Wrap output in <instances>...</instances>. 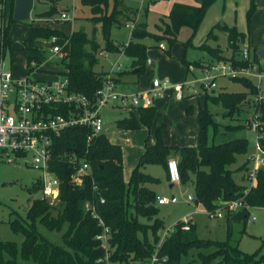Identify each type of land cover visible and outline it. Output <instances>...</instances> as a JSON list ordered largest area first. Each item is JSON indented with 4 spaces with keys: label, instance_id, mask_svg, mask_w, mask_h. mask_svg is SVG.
Masks as SVG:
<instances>
[{
    "label": "trees",
    "instance_id": "1",
    "mask_svg": "<svg viewBox=\"0 0 264 264\" xmlns=\"http://www.w3.org/2000/svg\"><path fill=\"white\" fill-rule=\"evenodd\" d=\"M37 1L53 4L51 9L38 14L39 17L57 13L58 10L55 8L57 0ZM214 1L204 0L196 7L175 5L161 36H154L147 31L144 21L138 22L132 30L133 39L125 49L126 55L132 58V67L140 68V75L146 70L149 61L148 46L142 42L146 37L155 38L158 45L165 41L166 54L172 56V48L178 42L180 29L188 26L192 29V37L186 44H190ZM81 2L91 9L88 20L97 26L94 29L95 33L100 26L103 42L98 41L95 34L90 35L82 29L66 35L57 29L31 24L23 44L24 49L30 54L29 61L37 59L40 62L46 55L45 47L50 45L49 39L57 36L59 43L62 44L69 40L67 47L70 53L69 59L64 63L69 68L71 87L74 91L93 98L106 75L95 70L101 51L120 50L112 39L111 32L113 26L121 24L120 18L123 17L125 0H81ZM256 8L252 0L247 15L249 21ZM8 16L6 46H10L11 42L8 33L14 20L12 4ZM216 28L228 32L229 46L235 53L231 58H226L220 49L203 45L217 61H229L233 65L241 64L242 67H249L250 64L258 62L256 53L254 59L249 61H240L236 56L240 50V41L244 37L236 27L217 23L209 35L213 34ZM182 63L187 64L185 59ZM232 80L244 84L249 91L206 93L204 103L199 101L197 114L199 133L196 146L167 145L163 138L164 127H158L156 143L150 145L148 139L146 140L145 150L128 183L124 180L121 145L113 143L105 133L88 141L90 129L85 126H74L63 130L55 137V156L75 152L81 161H86L98 186L97 195H94L90 177L85 178V187L74 185L71 178L76 167L66 159L53 161L51 169L61 182L60 201L57 205H52L47 200L34 198L30 201L31 205L24 217L9 221L13 232L21 234L23 240L20 243L0 240V264H111L112 262L150 264L155 247L161 239L159 232L164 228V222L157 217L160 211L157 204L158 194L149 186L160 183V179L147 174L144 168L147 165L157 164L168 171V161L172 156L178 160L181 184L192 187L196 196L194 202L202 204L207 210H215L221 200L240 197H244V202L251 208L264 207V169L258 170L257 184L247 188L235 181L234 170L228 168L236 162L238 154L248 152L249 141L244 138L223 143L211 140V130L215 136L220 124L215 120L208 103L222 105L227 109L229 116H232L241 112L242 104L248 95H256L259 91L251 77H238ZM256 107L260 114L259 132L262 134L260 143L264 150V102ZM191 109H188L189 113ZM156 114V106L140 107L136 112L130 111L128 115L118 118L116 126L126 130L139 129L141 126L151 129ZM242 169L246 167L241 166L237 170ZM39 189L40 184L35 183L30 191ZM100 198H103L104 202H101ZM90 200L96 201L99 214L111 230L109 262L104 260L106 250L100 247L96 239L103 228L99 225L98 219L85 209L86 202ZM251 208L245 207L239 211L227 210L226 240L201 239L195 232L196 225L191 221L188 230L183 228L184 221L178 222L175 232L164 238L161 243L160 255L168 258L161 264H264V253H246L230 239L233 224L248 222ZM141 219H146L147 222ZM40 226L49 231L62 232L63 244L50 240L41 232Z\"/></svg>",
    "mask_w": 264,
    "mask_h": 264
},
{
    "label": "built area",
    "instance_id": "2",
    "mask_svg": "<svg viewBox=\"0 0 264 264\" xmlns=\"http://www.w3.org/2000/svg\"><path fill=\"white\" fill-rule=\"evenodd\" d=\"M10 0H0V166L17 165L27 167L39 172L36 183L40 184L39 198L57 205L60 201L61 182L55 172L52 171L51 163L56 159H66L68 163L76 167L71 182L74 185L82 186L86 177H90L97 195L98 186L86 161H81L75 152H66L63 155L54 154L55 137L63 130L74 126H85L90 129L88 141L104 133L105 111L114 109L118 112H128L140 107L155 106L156 100L160 98H171L175 101L183 100L189 92H211L217 87V78L228 76L230 78L255 77L258 80V93L253 100V111L248 117L247 123L252 131L256 133L255 150L249 156L254 162L248 170V177L254 183L257 180L259 165H264V150L260 143L262 134L259 132L261 125L260 114L257 111L258 105L264 102V90L261 86V79L264 76L257 64H250L249 67L233 65L229 61H216L205 63L199 73L203 78L194 80L171 82L169 79L155 78L149 89L135 92H124L118 87V73L123 71L124 65L116 60L104 77L93 98L82 92L74 91L71 87V80L68 75L69 68L65 61L69 59V40L63 44L59 43L58 37L49 39V59H56L58 67H53L52 77L49 79H37L32 77L42 70L37 59L28 61L26 71L28 75L24 78L14 76L10 62L6 56L5 32L7 26V14ZM75 18L74 11L62 12L61 21H72ZM130 28L135 24L128 23ZM128 44L120 46V51L125 53ZM164 43L160 46L163 48ZM107 50L101 51L100 55L107 57ZM240 61L251 60L250 45L245 42L239 51ZM196 83L200 89H196ZM187 91L185 93V87ZM56 157V158H55ZM168 173L170 181L176 184L181 183L178 160L174 157L168 161ZM253 186V184H252ZM251 186V187H252ZM36 197V198H38ZM104 202L103 198H100ZM177 196H157V204L163 205L170 202H178ZM245 207L251 208L244 202V197L232 200H221L215 210H206L210 218H224L225 210L239 211ZM85 209L98 219L102 232L96 236L100 247L106 250L105 261L109 262V239L110 228L105 224L97 210V203L94 200L87 201ZM256 217L252 218L254 221ZM183 228L190 229L189 218L183 220ZM176 228L165 232L160 231L161 239L151 257L150 264H161L167 261L166 256L160 255V246L164 238L175 232Z\"/></svg>",
    "mask_w": 264,
    "mask_h": 264
},
{
    "label": "crops",
    "instance_id": "3",
    "mask_svg": "<svg viewBox=\"0 0 264 264\" xmlns=\"http://www.w3.org/2000/svg\"><path fill=\"white\" fill-rule=\"evenodd\" d=\"M15 1L16 0H10V6L12 4L13 18H14ZM62 1L67 5L64 9H62V12L74 11L75 14L74 20H75L77 18L78 0H73V2H71L72 4L70 3L71 0H57L56 2L58 3L55 6L57 10L59 9L58 7L59 3ZM136 1L138 5H131V6H133L134 8H138L139 10H142V15L144 17L142 21L146 23L147 31H149L150 33L153 32L155 33L157 31V25L161 21H164V23L169 22L168 17L175 5L179 4V5L196 7V6H200V4L204 0H136ZM251 3L252 0H215L214 3L207 10L205 17L190 44L187 45L186 42L192 37V29L188 26H184L180 29L178 34V42L172 48V56H168L166 54L167 47L161 48L160 46H158V42L155 41L153 37L150 36L146 37L145 39L142 40V42L148 46V56H149V61L145 71L149 69H154L155 67H157V64L159 63L161 64V71H163L162 72L163 75L160 77L163 79H168L169 77L174 82H182L187 80L188 77H196L198 71H197V67L194 66L197 63L212 62L216 60V58L212 55V53H210L206 48H204L203 45H208L209 47L220 49L223 56H225L226 58H231L232 56L235 55V53L233 49L229 46L228 32L220 28H216L213 34L209 35L211 29H213V27L217 23H222L228 25L229 27H236L239 32L243 33L244 37L240 43V48L245 42H247L250 45L251 57H252L251 59L252 60L254 59L255 53L258 55L259 60L258 62H256V64L259 66L260 70L262 69L261 71L264 74V52H261L262 50H264V0H254V3L256 4L257 8L253 12L249 21L247 15L251 7ZM38 4L47 6L46 9L41 11L40 13L48 11L49 9H51L53 5L47 1L39 2L37 0H34V7L31 11L30 18L28 20H16L14 18V20L18 22L28 21L30 25L32 24L37 27H48L51 29H57L62 31L66 35H71L73 31L76 30L75 28L76 21L74 20L61 21L59 19V16L61 14L60 15L54 14L56 18L39 17L38 13H36L35 10ZM134 19L136 20L135 17ZM32 20L33 22L35 20H38L41 23L40 24L33 22L31 23ZM133 21L134 20L132 19V22ZM134 22L136 26L137 23L136 21ZM128 23H129L128 20L124 23V25L127 28L129 27ZM69 25H71L70 29H68ZM80 27L82 26L80 25ZM132 30L130 29V37L127 41L118 43V41L114 39L113 40L115 41V43H117L119 47L122 46L123 44H129V42L133 39ZM200 30L204 33V36L200 40H197L196 36L198 35V32H200ZM222 38L223 39L227 38V44L225 45V47H223V44L221 43ZM147 40L150 41L145 42ZM111 54H113L115 57L110 58ZM49 56H50V52L48 51L46 55L42 57L41 61L39 62L41 64L42 70L38 73V76L42 79L51 78L52 68L59 66L58 60L49 59L48 58ZM236 56L239 58V53H237ZM124 57L129 61H127L126 59L124 60ZM101 59L102 60L104 59V61L106 60L109 63V66L107 68H105L106 64ZM118 59L124 65V69L122 73L120 72L118 73L119 89L124 92H135L141 89L140 85L142 82V75L145 72L141 75L139 74V72H135L134 70L136 68L132 67V58L127 56L126 53H122L120 50L116 52H109L107 57L100 55L99 62L97 65H101L102 68L105 69H102L101 71L96 69L95 70L97 72H101L105 74L108 71H110L112 64ZM183 59H185L187 64L182 63ZM12 66L13 64L10 63V67ZM46 67H52V68L48 69ZM252 78L255 81V83L258 84V80L255 77ZM218 83L219 82L217 81V84ZM146 85H147L146 88L149 89L152 85V82L151 83L149 82V84ZM261 86L262 89L264 90V76L261 79ZM217 87L213 89L212 92L223 91V90H218ZM245 88L246 89L244 91H240V92L249 91L247 87ZM230 92H234V91H230ZM187 93L188 95L181 101H175L171 98L157 99L155 104V106L157 107V114L155 116V122L153 123L151 129H148L145 126H141V128L139 129L126 130V129L118 128L115 123L116 130L113 131L112 135L113 136L116 135V137L115 138L113 137L114 139H112L110 137L111 132H109L111 127L109 126L107 128V125L110 122L105 118L106 124H105L104 133L113 143L121 145L123 149L124 180L126 183L129 182L131 178V174L145 150L146 140L148 139L150 145H154L156 143L157 140L156 130L158 127L160 126L165 127L163 128V138L167 145L185 147V146H196L198 144L199 125L197 123V114L199 111V101L204 103L205 100L203 99V97L205 98L206 93L202 92L203 96L200 94L201 92L197 94H192L189 92ZM254 97L255 95H248L242 104L243 106L242 115L245 119H247L248 116H250L251 112L253 111ZM213 106L215 107L216 105L211 104L210 108L212 109ZM189 108H192L190 113L188 112ZM133 111L136 112V110ZM107 113L112 117L111 120L115 119V122L119 118L120 116L119 114H121L117 110L110 108L105 111V115H107ZM128 114L129 113H127L126 115ZM215 120L219 122L217 116L215 117ZM175 121H177L179 124L177 125ZM246 128L250 129L248 125L247 127H244V125L240 126L237 129L227 128L226 130H224L223 128L221 129V131L218 130L215 136L213 134V131L211 130V140H214L216 143H223L233 139L244 138L249 141V145H250L251 137L248 135V131ZM254 139L256 144L257 137L255 136ZM132 149H136V154L133 157V159L130 161V159L128 160L127 154L131 158ZM252 152H254V149H252L249 146V150L247 153L238 154L236 158V162L228 166L230 170H234L233 177L235 181L239 185L245 186L247 188H250L252 184L253 186L257 184V180L254 183H252V181L248 177V170L252 166H254V162H252L249 159V156ZM153 165L155 164L147 165L144 168V171L147 174L159 178L160 182H162L161 179L162 176L159 177L158 175L160 174H157V176L156 174H154L155 172H157V169H153ZM241 166H245L247 170L246 169L237 170ZM262 167H264V165H259V168ZM126 170L127 171L130 170L129 178H126ZM164 178L167 180V183H169L168 186L170 190H172L176 186H179L180 189L185 190L184 193H186L187 196L185 199L186 202L195 203L190 199L191 193L194 192L192 187L183 186L181 183L176 184L171 182L169 178V173L165 168H164ZM248 184L249 185L251 184L250 187H248ZM149 186L153 188L157 192V194L159 193L158 190L155 189L154 184H150ZM164 194H165L164 192L161 193V195ZM174 195L175 194H172L170 196H174ZM165 196H169V195H165ZM200 205L203 206L202 204ZM158 207L160 209V205H158ZM202 209L204 211L201 213L206 214L207 209L204 206L202 207ZM196 212L200 213L198 210ZM141 220L147 222L146 219H141ZM191 222L194 224L193 221Z\"/></svg>",
    "mask_w": 264,
    "mask_h": 264
},
{
    "label": "rangeland",
    "instance_id": "4",
    "mask_svg": "<svg viewBox=\"0 0 264 264\" xmlns=\"http://www.w3.org/2000/svg\"><path fill=\"white\" fill-rule=\"evenodd\" d=\"M71 2H73V0H71L70 3ZM57 3L58 2H56V5ZM77 4H78L77 18L74 20L76 21L75 24L76 30L82 29L88 32L90 35L95 34L97 40L103 42L104 40L102 38L100 26H98V30L95 33L94 29L97 26H95L92 22L88 20V17L91 16V9L88 6L83 5L81 0H78ZM9 5L10 4L8 3V7ZM131 5H138V3L136 0H125V6L123 7L124 8L123 17L120 18L121 24H117L112 28V32H111L112 39L118 41V43L127 41L130 37V29L132 30L135 28V26H133V28H129V27L127 28L124 25V23L127 20L131 24L132 19L136 21V23L144 19L142 15V10H139L138 8H134ZM66 6L67 5L63 1L60 2L58 5L59 9L55 14L60 15L62 9H64ZM46 7H47L46 5L38 4L35 9L36 13L40 14V12L45 10ZM46 17L56 18L55 15H50ZM134 17L136 18V20L134 19ZM7 22H9V16L7 17ZM32 22L33 20L31 21V23ZM33 23L40 24L41 22L35 20ZM165 24L166 23H164V21H161L157 25V31L151 34L154 36L155 35L161 36L165 31ZM80 25L82 27H80ZM29 27H30V23H28V21L18 22L13 20V22L10 25V30L8 33L11 42H10V46L7 45L6 56L9 62L13 64L11 69L13 70L14 76L17 78H24L28 75L26 71V67L28 64L30 54L24 49L23 40ZM70 28L71 25L68 26V29ZM203 36L204 33L200 30V32H198V35L196 36V39L200 40ZM148 41L150 40H147L145 42ZM161 43L165 44L163 48L167 47L166 45L167 43L165 41L160 42V44ZM221 43L223 44V47H225V45L227 44V38L224 39L222 38ZM160 44L158 46H160ZM49 48L50 47H45L46 53L48 51L50 52ZM113 57L115 56L111 54L110 58ZM125 59L126 58L124 57V60ZM126 60L129 61L128 59ZM102 61H104V59ZM216 61L217 60H214L212 62H216ZM104 62L106 64L105 68H107L109 66V63L106 60ZM205 63H210V62H200L194 66L197 67L198 73L196 77H188V81L194 80L196 78H203V75L199 73V70L203 68ZM237 66H242V65L237 64ZM46 68L51 69L52 67H46ZM105 68H102L101 65L95 66V69L99 71ZM162 72L163 71H161V64L159 63L157 64V67H155L154 69H149L145 71V73L142 75V82L140 85L141 89L139 90L140 91L146 90L147 89L146 84H149V82L151 83L152 80L155 78L163 79L160 77L163 75ZM38 73H35L32 77L37 79H42L38 76ZM168 79L171 82L175 83L171 78L168 77ZM217 81L219 82L218 83L219 85L217 84L218 90L240 92L246 89L245 88L246 86L245 87L243 86L244 84L242 85L241 83L234 82L232 78L228 76L218 77ZM196 89L201 90L200 84L196 83ZM186 91H187V86L185 87V93ZM200 94L203 96L202 91ZM203 99L205 100L204 97ZM211 104L213 103L211 102L208 103L209 108ZM213 105L216 106L215 107L213 106L212 109L210 108V110L214 114V116L215 117L217 116L218 118L219 121L218 123L220 124L218 130L221 131V129L223 128L224 130H226L227 127H234L235 129H237L243 125L244 127H247L248 118L245 119L243 117L242 110L239 113H235L234 115L229 116L226 108L217 104H213ZM120 113H121L119 114L120 116L118 115L119 118L125 116L129 112H120ZM105 118L110 122L107 125V128L109 126L111 127L109 131L111 132L110 137L114 139L116 135L113 136L112 134L113 131L116 130L115 119L111 120L112 117L108 113L107 115H105ZM175 122L177 125L179 124L177 121ZM246 129L248 131V135L251 137L250 147L255 150L254 138L256 136V133L248 128ZM131 151H132L131 158L127 154L128 160L130 159V161L135 156L136 149H132ZM153 169H157V172L154 173L156 174V176L157 174H160L158 175L159 177L162 176L161 177L162 182H160L159 184H154L155 189H157L159 192L158 195H161V193L164 192L165 193L164 195L170 196L172 194H175V196L179 198V201L176 203L171 202L166 205H160V211L157 217L164 222V228H162L161 231L165 232L169 229H174L176 228V224L178 222L185 220V218H189V222L193 221L194 224H196L195 232L199 238L204 240L227 239L228 237V233L226 230L227 219H225L227 212L226 210L224 211L225 212L224 218H210L208 215L201 213L204 211L202 209L203 206H201L198 203L186 202L185 199L187 196L186 193H184L185 190L180 189L179 186H176L172 190H170L168 186L169 183H167V180L164 178V168L162 167V165L155 164L153 165ZM129 172L130 170L128 171L126 170V178H129L130 176ZM38 176H39V172L31 168L19 167L17 165L0 166V240L16 241L19 243L23 240V236L21 234H16L13 232L9 224V221L24 217L26 215L28 207L31 205L30 201L39 196V192L33 190L30 191V189H32L33 185L36 183ZM250 185L248 184V187H250ZM197 210L200 213H197L196 212ZM253 217H256L254 221H252ZM40 230L53 242L61 245L63 244L62 232L49 231L43 226H40ZM230 239L233 244L237 245L241 250H243L246 253H257V252L264 253V207L251 208V216L248 222L234 223ZM111 264H127V263L112 262Z\"/></svg>",
    "mask_w": 264,
    "mask_h": 264
},
{
    "label": "water",
    "instance_id": "5",
    "mask_svg": "<svg viewBox=\"0 0 264 264\" xmlns=\"http://www.w3.org/2000/svg\"><path fill=\"white\" fill-rule=\"evenodd\" d=\"M34 7V0H16L15 1V9H14V18L16 20H28L30 18L31 11ZM261 52H264L262 50ZM135 72H140V68H136L134 70ZM264 169V167H262ZM82 187H85V184L82 185ZM190 199L192 201H195L196 196L195 193H191Z\"/></svg>",
    "mask_w": 264,
    "mask_h": 264
}]
</instances>
